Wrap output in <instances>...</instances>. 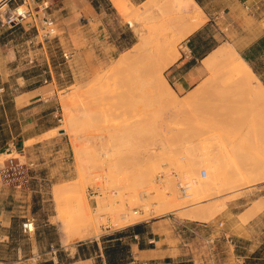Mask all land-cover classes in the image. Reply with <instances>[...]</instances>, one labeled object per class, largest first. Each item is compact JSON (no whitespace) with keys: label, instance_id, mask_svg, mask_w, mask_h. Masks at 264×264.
Instances as JSON below:
<instances>
[{"label":"rangeland","instance_id":"1","mask_svg":"<svg viewBox=\"0 0 264 264\" xmlns=\"http://www.w3.org/2000/svg\"><path fill=\"white\" fill-rule=\"evenodd\" d=\"M42 2L55 19L54 33L44 37L40 23L27 30L24 42L27 32L22 27L9 48L15 74L29 79L40 74L39 81L26 87L45 85L40 101L25 108L31 110L27 125L41 117L39 126L52 129L40 149L14 154L34 162L28 190L0 181V210L16 215L10 227L13 241H7V229L0 224V264H44L54 257L51 246L60 263L80 261L73 258L74 248L83 258L94 253L97 242L104 244L103 238L112 234L109 230L116 233L138 222L163 219L180 224V253L154 264H245L258 250L264 257V212L257 214L263 206L248 210L264 197V180L244 185L236 180L237 170L255 166L258 156L264 158V146L255 136L258 127L264 133L259 122L264 106L255 99L258 94L264 99V55L259 54L264 43L259 39L249 53L240 52L257 34L251 12L232 0H207V10L230 5V13L210 19L204 14L200 28L182 39L171 38L155 60L146 57L142 44L159 41L165 20L196 14L189 0H125L124 11L112 0H99L91 12L76 6L78 0H68V7H62V0H35L38 13ZM260 22L264 24V15ZM6 37L1 41L7 43ZM231 45L257 76L230 78L204 66L213 49ZM175 52L177 59L159 70ZM21 89L14 85L8 96ZM17 111L11 101L0 103V118L5 113L17 117ZM244 135L257 141L253 160L238 154L230 162L222 148ZM6 157L0 155V160ZM202 169L206 177L200 175ZM187 170L192 171V184L184 176ZM261 173H251L249 179ZM165 182L175 187L176 195ZM83 199L100 233L71 239L69 216L86 210L69 209ZM228 200H235L233 210L226 209ZM184 211L197 216L192 219ZM129 214L137 222L129 224ZM26 218L35 221L30 233L21 230ZM94 264L101 262L96 258Z\"/></svg>","mask_w":264,"mask_h":264},{"label":"crops","instance_id":"2","mask_svg":"<svg viewBox=\"0 0 264 264\" xmlns=\"http://www.w3.org/2000/svg\"><path fill=\"white\" fill-rule=\"evenodd\" d=\"M62 1V7L70 6L68 0ZM189 1L192 3L193 7L196 9L197 12L201 11L203 15H207L209 19L210 16L219 17L230 13L227 10V7H229L230 5H217L207 10V8L209 7V2H207V0ZM17 3L18 0H0V5L6 4L9 7ZM231 4H236L240 7L244 6L247 10L251 12V20L253 21V23H255L254 29L257 34L248 44H245L240 47V52L249 53V51L251 50V45L257 42V40L264 38V24H261L260 22V18L264 15V0H232ZM75 5L78 7L89 8L88 11L91 12L92 9H95V7L99 5V0H78ZM40 23V19H38L35 22L31 21L29 23L27 22L23 25H17L13 27L0 26V35L1 33L5 32L6 35H4V37L7 36L6 38L8 40L7 43L4 41L2 42L1 38L4 37L0 36V87H4V91L0 92V103L5 102L8 104L9 101H11L13 103L14 109L18 110L17 117L9 118L8 115L5 113V118H0V155H14L15 153H18L20 151L26 153L29 152L31 154L32 151L34 152L37 149H40L41 146H43V142L47 140L45 138V135L52 129V127L39 126L38 120L41 117H36L35 123L27 125V117L30 116L29 112H31V110L25 108L40 101L41 98H38V96L41 94L45 85L41 84L37 88L26 87L27 85H31V83L35 81H39L40 78H37V76H39L40 74L33 76L32 79H29L24 75L15 74L17 67H15L16 63L12 62L13 58H11V49L9 48V45H11V41L13 40L18 29H21L22 27L26 29L27 37L24 42H27V38L30 35V32H28L27 30L31 27L38 26L37 24ZM12 46L14 47L12 49L16 54L15 47L17 46V44ZM214 50H216V48L213 49V51ZM236 52L249 64L255 76H257L255 71L253 70V66L251 65V63H249V61H247L237 51V49ZM5 53H7L8 55L6 56ZM259 54L264 55V50H262V54ZM18 63L20 64V60ZM14 85H16V88L23 89H21L18 94L8 96L9 91ZM6 89L8 90L7 95L4 94V96L2 97L1 94L4 93ZM37 127H40L39 130L36 129ZM12 128H15V130ZM30 140H34V142L28 144ZM262 198L260 197L255 199V202L248 210L252 209L253 207L255 208V205L257 204L258 206H263L262 210L257 213L258 216L263 213L264 197ZM234 202L235 200H228L226 202V209L233 210V207H235ZM15 217L16 215L13 213L7 216L5 210H0V224H2L7 229V235H5L7 241H13V229H10V227H12L14 224L13 222L16 221L15 219H13ZM139 223L142 224V232L137 234H129L122 237H116L114 230H109L112 233L110 235L114 237L106 239L108 244H102L98 240V250H95L94 253L91 252L90 255L84 258L80 257L79 248H74L73 258L77 256L80 258V261L75 260L67 264H94L96 262V258L97 260H100L101 264H107L104 249L107 246H114L116 243H118V241H121V243H127L129 245V249L127 250V254L125 255V261H121L124 262L122 264H134V262L144 260H151L156 263L157 259L171 257V255L175 252L180 253L179 240L182 236V229H179L180 224L178 222H174L171 219L167 222L165 219H163L161 221L151 220L145 222H138L136 224ZM224 234V238H226L227 242H230L231 239L228 238V233ZM50 260L53 261V264H62L60 263L57 256L51 257Z\"/></svg>","mask_w":264,"mask_h":264},{"label":"bare ground","instance_id":"3","mask_svg":"<svg viewBox=\"0 0 264 264\" xmlns=\"http://www.w3.org/2000/svg\"><path fill=\"white\" fill-rule=\"evenodd\" d=\"M112 1L121 10L124 11V9H126L125 0H112ZM204 17L205 16L203 15V13L201 11H198L194 15H191V14L180 15V16H175V17H172V18L165 20L160 25L161 31H160V34H158V40L159 41L156 44L151 43V45L147 44L148 41H147V43L142 44V47L145 46L143 50L147 53L146 57L150 56L152 59L155 56V54L159 53V51L162 48V45H169L170 44L171 38H181L182 39V38L188 36L189 34H192L193 31L197 30L198 28H200L201 25L204 24V22H205ZM152 28H154V27H152ZM153 31H154V29H153ZM147 40H149V39H147ZM163 52H165V51H163ZM178 56H179V54L176 53V55L174 57L170 58L169 60L167 59V60H165V62L162 61L164 63L160 64L158 69L159 70L163 69V67L167 66L171 61L176 60ZM162 57H163V55H162ZM154 59H155V57H154ZM204 62H205L204 65L208 70H210V71H213V70L214 71H220L221 70L226 76H228L230 78L255 76V74L252 71L249 64L243 58L240 57V55L236 52V49L232 45L229 47H224V48L214 50L212 52V54H210L204 60ZM249 79H251V78H249ZM154 81H155V79H154ZM260 89L264 93V85L263 84H261ZM259 96H260L259 94L255 95V99H257V102L259 103L258 106L260 104L262 106H264V99L261 98L262 95H261V97H259ZM252 120H254V119H252ZM259 122L264 126V118L260 119ZM255 134H256L255 135L256 139L259 138L260 139L259 142H262V145L264 146V133H263L262 127H258V131ZM259 139H257V140H259ZM254 140H255V138L249 139L247 137V135H244L243 138H241V137H239V138L237 137L236 139L234 138L232 143L230 145H228V148L227 147L225 149L222 148L223 150L221 152L223 153L224 157H226L230 162L238 160V157H239L238 154L242 155V156L249 155L252 159L253 158L252 153H254L258 149L257 141H254ZM231 147H233V148H231ZM243 153H245V154H243ZM256 164L258 165L257 168H255ZM256 164L254 166L253 163H250L248 165V168L245 169L244 171L237 170L238 176L236 177V180L238 179L239 181L238 180L237 181L240 182L241 185L250 184L252 182L264 180V158L258 156ZM218 167H220V166H218ZM193 169H194V166H193ZM261 169L263 170V173L259 174V177L256 176L257 178H255L253 176L254 177L253 179H251V178L249 179V175L251 173L259 172ZM185 173L186 174L184 176L187 179V182L193 183L194 178L191 176L192 171L187 170ZM164 187L166 189H169L173 193V195H176L175 194L176 193L175 187H173V185L170 186L169 182H165ZM179 197L182 198V195H179ZM83 201L84 202H82V203L75 202V204H73V207L71 209H69V210H86L85 212L80 213L78 215V217H76V215L69 216L68 224L72 228V235H69L68 237L71 239L73 237V238H77L79 240H84V239H87L89 237L98 236L100 233V228L98 226H96L94 222H92L93 219L91 220V216H90L89 211H88V210H90L88 204L86 203V201L84 199H83ZM182 214L188 215L187 217H190L192 219H195L197 216V214H195V212H192V211H188V212L184 211ZM125 219H126V221L130 222L129 224L137 222L136 221L137 218L134 216H130V214L127 216L125 215Z\"/></svg>","mask_w":264,"mask_h":264},{"label":"built area","instance_id":"4","mask_svg":"<svg viewBox=\"0 0 264 264\" xmlns=\"http://www.w3.org/2000/svg\"><path fill=\"white\" fill-rule=\"evenodd\" d=\"M35 0H20L13 6H7L6 4L0 5V26L1 27H13L17 25H23L24 23L37 21L40 19L41 26L44 29V37L51 36L55 31V19L47 15L48 4L42 2L40 8L41 13L35 11L33 3ZM7 6L2 11V8ZM36 28H38L36 26ZM264 75V74H263ZM46 81V80H45ZM4 91V87H0V92ZM61 121V118L58 119ZM3 155V154H2ZM34 162H26L21 160L18 156L8 155L4 160H0V181L7 185H12L14 188H25L28 190L31 184V180L35 177L31 173ZM202 177L207 176V170L202 169L200 172ZM21 230L24 233H30L35 230V221L31 218H26L21 223ZM50 253L56 257L57 250L51 246ZM134 264H154L151 260H144L134 262Z\"/></svg>","mask_w":264,"mask_h":264},{"label":"trees","instance_id":"5","mask_svg":"<svg viewBox=\"0 0 264 264\" xmlns=\"http://www.w3.org/2000/svg\"><path fill=\"white\" fill-rule=\"evenodd\" d=\"M261 41L264 43V38L261 39ZM141 226L142 224H133L126 228L123 231L116 232V237H122L129 234H137L141 233ZM114 236L110 235L107 238H103V241L105 243L106 239L113 238ZM106 244V243H105ZM126 249H129V246H126L125 244L121 243V241H118L114 246H107L104 249L106 261L107 264H122L125 261V253L124 251ZM262 250H258L252 255V257L245 260V264H264V257H261ZM122 258V260H121ZM168 261H170L168 259ZM44 264H53V261L49 260L45 262ZM183 264V263H180Z\"/></svg>","mask_w":264,"mask_h":264}]
</instances>
